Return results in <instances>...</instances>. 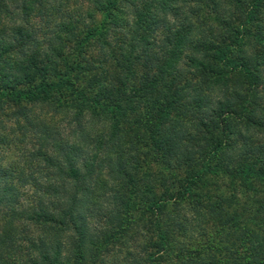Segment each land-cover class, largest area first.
Here are the masks:
<instances>
[{
	"label": "trees",
	"instance_id": "16d2710c",
	"mask_svg": "<svg viewBox=\"0 0 264 264\" xmlns=\"http://www.w3.org/2000/svg\"><path fill=\"white\" fill-rule=\"evenodd\" d=\"M8 108L42 144L27 174L0 154V264H264V200L220 191L264 184V0H0Z\"/></svg>",
	"mask_w": 264,
	"mask_h": 264
},
{
	"label": "rangeland",
	"instance_id": "374dc122",
	"mask_svg": "<svg viewBox=\"0 0 264 264\" xmlns=\"http://www.w3.org/2000/svg\"><path fill=\"white\" fill-rule=\"evenodd\" d=\"M15 113H16V110L14 108H8L5 111L0 112V134L5 136L6 138L4 145L0 146V149L2 151L0 152V154L3 157V163L5 166L12 165V167H14L18 172H25L27 174V173H30L36 170L35 165L39 163L38 159L40 157H36V155L34 157V154L36 150L37 151L39 150L42 143L38 137V129L36 127H33V128L28 127V125L24 122V120H22ZM33 115L38 118L48 120V123H47L48 125H53L54 127H56L57 129V131H55L56 133H59V132L62 133V130L64 129V124L62 122L63 119L61 116L53 114L47 108L46 109L36 108L33 110L32 116ZM198 123H199L198 120L194 122L195 128L196 126H198ZM232 180H234L235 185L237 186V189H236L237 191H235V189H232L228 185V184H231ZM221 183H222V187L220 188L221 189L220 191L225 192L227 196H232L234 193L233 196H236V199H237L236 207H238L240 211H243L244 209H248V211L246 212V214L248 213L247 214L248 216L250 217H253L254 215L262 216L263 213H260V212L257 213L255 211L258 210V208L260 207L261 203H259V201L263 202L264 200V184H262L261 182H255L254 185L257 187L258 192L252 193V195H250V197L247 198L245 194H247L246 189L249 188V185L242 182L241 179H238V178L230 179L228 177H225L224 181H222ZM31 194L32 192H30L29 195ZM27 197L30 198V196H27ZM31 197L33 196L31 195ZM183 212L186 213V215L184 216H187L183 218H189L192 215L188 207L184 208ZM259 218H262V217H259ZM211 221L212 220H210V223L202 225L206 229L205 231H201V230L200 231L204 233L205 235L213 236L212 233H214L215 230L219 229L218 223L216 222L214 223ZM248 223H252V222L250 221ZM184 226H186V224ZM186 227L187 228L185 232L183 233L184 235H181L178 233L174 237L177 240V242L185 243L186 246L188 247L187 249L188 252L192 253L190 249L196 246V245H193L192 241L193 239H198V238L197 237L194 238V236L191 235V233L193 234L195 231H198L200 227L197 225V223H194V222L191 225H188ZM186 231L189 232L188 235ZM189 236L190 238H192V241L190 242H188ZM18 243L20 242L18 241ZM143 245L144 243L142 242V240L134 241L131 243L132 247L133 246L136 247L133 250L134 252L133 254L137 256L138 258H140L141 256H144L146 258L145 252L140 249V247H142ZM119 246L121 247V245ZM116 249H119V252H121V248L118 247ZM206 249L209 252L208 247H206ZM122 253H123L122 256H124L125 251H122ZM116 254H117V250L110 251L108 255L104 257V259L101 257V259L99 260L100 264H126V259L123 257H120L119 261H114V256ZM138 260H140V262L137 261V264H149V263H143L142 261L144 260H141V259H138ZM163 262L164 264H170L168 259H165V261L163 260ZM133 264H135V262Z\"/></svg>",
	"mask_w": 264,
	"mask_h": 264
}]
</instances>
